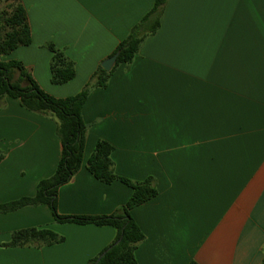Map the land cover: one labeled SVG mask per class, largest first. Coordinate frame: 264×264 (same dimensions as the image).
<instances>
[{
  "label": "crops",
  "instance_id": "1",
  "mask_svg": "<svg viewBox=\"0 0 264 264\" xmlns=\"http://www.w3.org/2000/svg\"><path fill=\"white\" fill-rule=\"evenodd\" d=\"M2 1V0H0ZM32 43L4 56L43 91L79 94L156 0H20ZM52 44L76 77L51 82ZM82 109L84 160L58 192L65 217L110 216L132 190L87 170L99 141L114 147L116 175L153 178L156 198L132 210L144 233L138 264H261L264 248V0H168L159 30L134 61L116 64ZM110 71V72H111ZM0 205L36 194L62 157L57 123L0 100ZM50 229L64 243L11 247V235ZM113 227L59 224L48 205L0 214V264H90Z\"/></svg>",
  "mask_w": 264,
  "mask_h": 264
},
{
  "label": "trees",
  "instance_id": "2",
  "mask_svg": "<svg viewBox=\"0 0 264 264\" xmlns=\"http://www.w3.org/2000/svg\"><path fill=\"white\" fill-rule=\"evenodd\" d=\"M168 0H156L154 8L122 41L113 56L120 53L116 66L131 64L144 42L160 28L161 17ZM32 43L31 29L26 8L20 0L0 1V100L7 97L17 99L25 110L49 117L57 123V136L62 144V157L55 174L41 181L33 197H25L0 205V214L15 212L25 207L48 205L55 221L59 224L95 225L113 227L115 241L90 264H138L135 251L144 239V233L132 217V210L140 207L158 195L153 178L134 182L116 175L112 154L114 147L106 141H99L87 162V170L99 182L111 185L120 182L132 190L128 202L110 216L65 217L58 211V192L70 183L80 171L86 147L88 128L82 119V109L90 92L106 88L112 71L98 67L84 89L77 95L59 99L41 89L29 70L18 61L4 62L2 58L19 47ZM52 53L50 64L53 85H64L76 77L75 63L63 51L49 44ZM3 155L0 153V162ZM65 238L50 229H25L12 233L10 246L44 247L64 243ZM195 264V263H191ZM264 264V248L263 260Z\"/></svg>",
  "mask_w": 264,
  "mask_h": 264
},
{
  "label": "water",
  "instance_id": "3",
  "mask_svg": "<svg viewBox=\"0 0 264 264\" xmlns=\"http://www.w3.org/2000/svg\"><path fill=\"white\" fill-rule=\"evenodd\" d=\"M119 55L120 53H117L114 56L110 57L109 59L105 60L101 65L102 68L106 70L107 72H110L113 66L116 64Z\"/></svg>",
  "mask_w": 264,
  "mask_h": 264
}]
</instances>
